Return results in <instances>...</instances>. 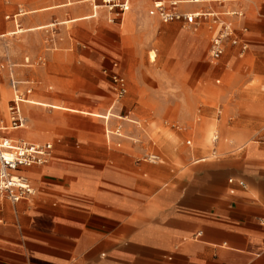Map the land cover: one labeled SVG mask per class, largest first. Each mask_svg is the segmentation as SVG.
Wrapping results in <instances>:
<instances>
[{"label":"crops","instance_id":"0c3cea01","mask_svg":"<svg viewBox=\"0 0 264 264\" xmlns=\"http://www.w3.org/2000/svg\"><path fill=\"white\" fill-rule=\"evenodd\" d=\"M207 4L184 0L177 8L195 12ZM138 5L159 19L143 0ZM243 8V18L227 20L247 51L239 55L238 47L227 44L211 64L218 67L228 56L225 67L235 69L251 46L255 71L264 77V0H245ZM242 26L246 32H240ZM201 28L209 32L210 47L211 32L206 25L195 31ZM114 64L110 71L121 75L119 63ZM260 92L261 100H246L236 120L220 124V141L218 132L212 135V122L203 125L206 134L194 141L190 153L178 157L183 165L178 168L170 167L171 161L169 166L138 163L137 154L146 151L143 144L111 146L94 140L91 121L58 137L21 110L22 126L3 133L51 142L53 152L47 164L21 170L35 187L33 196L16 204L0 200V264H264V90ZM25 103L107 120L112 115L33 99ZM109 134L113 132L105 128L107 140ZM166 143L164 152L174 160L171 143Z\"/></svg>","mask_w":264,"mask_h":264},{"label":"rangeland","instance_id":"374dc122","mask_svg":"<svg viewBox=\"0 0 264 264\" xmlns=\"http://www.w3.org/2000/svg\"><path fill=\"white\" fill-rule=\"evenodd\" d=\"M123 1L0 0V34L7 33L0 37V61L8 57L17 78L34 81L27 99L112 114L107 120L20 103L24 115L34 116L43 131L62 137L91 121L93 139L105 145L143 144L146 151L137 154L138 163L169 166L171 161L170 167H183L178 157L190 153L194 141L203 138V125L212 122V135L218 132L220 141V124L226 127L236 120L246 100L262 99L264 77L255 71L251 46L235 69L225 67L228 56L214 66L209 57V32L194 31L180 22L162 23L151 10H143L139 0H128L125 10L113 6ZM143 1L150 9L149 0L147 4ZM17 29L23 31L9 34ZM151 51L154 61L149 57ZM114 62L119 63L126 84L120 98L110 78ZM12 99L7 71L0 70V118L5 122ZM27 126L32 123L28 121ZM105 128L113 132L108 140ZM188 139L191 147L186 144ZM166 141L171 143L168 151L174 160L164 152L163 147L169 146ZM151 154L158 156L156 162L147 160Z\"/></svg>","mask_w":264,"mask_h":264},{"label":"built area","instance_id":"2783aa9c","mask_svg":"<svg viewBox=\"0 0 264 264\" xmlns=\"http://www.w3.org/2000/svg\"><path fill=\"white\" fill-rule=\"evenodd\" d=\"M184 0H152V6L156 10L162 22H180L183 27L193 28L195 31L202 25H206L211 32L209 57L218 60L225 52L226 45L238 47V54L243 55L247 49V43L237 34V30L227 20L228 17L243 18L245 16L243 2L245 0H187L198 3L206 1L208 4L195 12L180 11L178 5ZM128 0L114 2L113 6L125 10ZM216 4L219 8H215ZM18 14L13 15L16 17ZM9 17V15L7 16ZM240 32H246L247 28L242 26ZM29 62V58H25ZM116 66V64H114ZM13 64L0 61V70H8L9 84L13 90V99L8 106V121L0 118V200H7L16 204L26 200L35 194V187L29 179L21 173V170L31 166H42L49 162L52 157L53 145L51 142L38 143L20 138H11L3 132L20 128L23 117L20 103L31 93L33 80H21L14 75ZM116 95L120 98L126 93L124 78L117 72L110 71ZM21 85L24 90L20 89ZM217 139L215 134L213 140ZM190 139L186 144H190ZM147 160L156 162L158 156L151 154ZM232 182V178L228 180ZM243 186L242 180L238 181ZM200 232L198 233V235Z\"/></svg>","mask_w":264,"mask_h":264},{"label":"bare ground","instance_id":"6f19581e","mask_svg":"<svg viewBox=\"0 0 264 264\" xmlns=\"http://www.w3.org/2000/svg\"><path fill=\"white\" fill-rule=\"evenodd\" d=\"M24 13H25V12L20 13V14H18V15H21V14H24ZM21 31H22V29H17V30H15V33H18V32H21ZM149 57H150L151 61L155 59V55H154L152 52L150 53ZM28 100H29V99H25L24 101H22V103L28 102ZM7 110H8V105H7V109L5 110L6 113H7ZM102 116H103V115H102ZM125 119H126V118H125ZM129 120H130V119H129ZM116 134H117V133H116Z\"/></svg>","mask_w":264,"mask_h":264}]
</instances>
